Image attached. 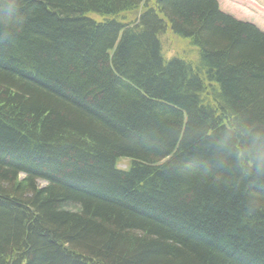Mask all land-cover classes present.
<instances>
[{"label":"trees","instance_id":"1","mask_svg":"<svg viewBox=\"0 0 264 264\" xmlns=\"http://www.w3.org/2000/svg\"><path fill=\"white\" fill-rule=\"evenodd\" d=\"M257 134L264 31L219 0H0V264H264Z\"/></svg>","mask_w":264,"mask_h":264},{"label":"rangeland","instance_id":"2","mask_svg":"<svg viewBox=\"0 0 264 264\" xmlns=\"http://www.w3.org/2000/svg\"><path fill=\"white\" fill-rule=\"evenodd\" d=\"M221 9L233 15L235 18L256 24L264 31V0H219ZM164 52L171 56L174 52L170 50L172 46L169 37L163 36ZM128 161L121 159L119 167L122 169L127 168ZM21 177H24L22 174ZM39 185L46 186L47 182L44 180L38 181ZM74 208L70 206V208Z\"/></svg>","mask_w":264,"mask_h":264},{"label":"clouds","instance_id":"3","mask_svg":"<svg viewBox=\"0 0 264 264\" xmlns=\"http://www.w3.org/2000/svg\"><path fill=\"white\" fill-rule=\"evenodd\" d=\"M237 154L241 158L246 155L250 162L255 164L257 170L264 168V136L257 134L254 136L253 142L238 149Z\"/></svg>","mask_w":264,"mask_h":264},{"label":"bare ground","instance_id":"4","mask_svg":"<svg viewBox=\"0 0 264 264\" xmlns=\"http://www.w3.org/2000/svg\"><path fill=\"white\" fill-rule=\"evenodd\" d=\"M168 54V53H167ZM118 166H119V164H118Z\"/></svg>","mask_w":264,"mask_h":264}]
</instances>
